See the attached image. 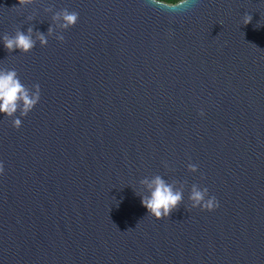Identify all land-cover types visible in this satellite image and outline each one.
Here are the masks:
<instances>
[{
  "label": "water",
  "instance_id": "95a60500",
  "mask_svg": "<svg viewBox=\"0 0 264 264\" xmlns=\"http://www.w3.org/2000/svg\"><path fill=\"white\" fill-rule=\"evenodd\" d=\"M19 4L0 0V35L80 16L27 53L0 41L41 86L22 127L0 114V264H264V0ZM156 174L184 190L163 219L136 194ZM194 183L220 207L192 208Z\"/></svg>",
  "mask_w": 264,
  "mask_h": 264
},
{
  "label": "clouds",
  "instance_id": "9594fccd",
  "mask_svg": "<svg viewBox=\"0 0 264 264\" xmlns=\"http://www.w3.org/2000/svg\"><path fill=\"white\" fill-rule=\"evenodd\" d=\"M34 0H20L19 7L28 6ZM150 6L159 11H167L170 15H175L177 9L187 11L189 8L199 2V0H147ZM80 13L68 8L55 12L52 19L55 24H50L48 32L45 33L29 26L26 31L17 28L14 34L3 33L0 35V41L9 52L27 53L30 52L39 42L45 46L49 42V35H56V39L65 40L64 30L75 26L79 21ZM28 20L33 16L29 15ZM250 13H245L243 24L247 25L252 21ZM56 28L61 31L56 33ZM41 99V86L36 83L33 86L25 84L14 67H4L0 64V114L11 118L12 125L19 129L22 127V117H26L30 111L39 103ZM200 115L204 116L205 111L200 109ZM165 167L170 165L165 162ZM188 169L192 172L199 170L196 163H188ZM5 172V164L0 159V175ZM143 186L140 192L136 194L141 198V204L146 207L147 215L154 216L157 219L169 217L173 210L178 208L184 201L183 187H177L175 182H169L164 176L156 174L152 177H144L140 180ZM192 208H201L202 210L212 211L220 207V201L214 194H210L207 186H201L194 183L188 196Z\"/></svg>",
  "mask_w": 264,
  "mask_h": 264
}]
</instances>
